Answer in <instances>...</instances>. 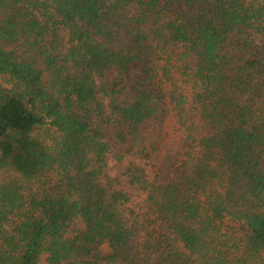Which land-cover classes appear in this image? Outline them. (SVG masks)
<instances>
[{
	"label": "trees",
	"instance_id": "trees-1",
	"mask_svg": "<svg viewBox=\"0 0 264 264\" xmlns=\"http://www.w3.org/2000/svg\"><path fill=\"white\" fill-rule=\"evenodd\" d=\"M0 264H264V0H0Z\"/></svg>",
	"mask_w": 264,
	"mask_h": 264
}]
</instances>
